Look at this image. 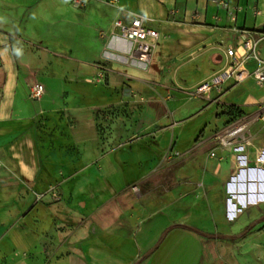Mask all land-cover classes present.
Listing matches in <instances>:
<instances>
[{
    "label": "rangeland",
    "instance_id": "rangeland-1",
    "mask_svg": "<svg viewBox=\"0 0 264 264\" xmlns=\"http://www.w3.org/2000/svg\"><path fill=\"white\" fill-rule=\"evenodd\" d=\"M80 1L76 6L74 0H67L66 6L76 20L86 10V0ZM105 4L114 5L112 0H106ZM34 22L23 24L26 38L18 45L19 56L33 72L27 77L26 101L17 109L7 129L0 126V135L11 132L8 140L11 146L33 152L26 162L33 172L26 176L28 183L22 185L28 199L27 212L37 201L50 206L64 202L69 209L62 225L55 230L60 236L57 239L47 236L44 240L43 246L50 252L39 255L41 260L34 253L13 258L0 254V264H37L36 259L41 261L39 264H50L53 258L72 256L83 241L82 237L74 239L73 228L82 225L84 218L64 189L63 182L71 173L62 176L60 172L65 159L80 151L68 142L56 119L60 111L45 114L31 106L39 102L30 98L31 88L43 87L54 78L75 85L76 98L68 99L67 104L94 107L99 134L95 158L108 159L111 178H115L116 172H133L132 182L112 183L113 197L136 220L133 227L139 226L145 215L147 218L162 215L170 223L226 236L210 239L181 231L170 239L171 248L179 250L173 254L174 264H264V221L258 220L264 216V201L251 203L256 188V183L251 182L264 177L256 169L264 170V162L256 161L264 150V120L257 117L264 103L261 101L264 89L244 83L223 98L226 103L238 105L220 104V99L217 102L205 99L202 103L203 98L186 89L190 85L180 83L169 73L171 64L162 65L163 60L159 61L155 54L148 66L130 61L126 51L115 50L109 40L97 33L103 48L86 64L68 58L64 50L52 53L42 46L39 42L42 31L35 33ZM48 65L50 69L58 65L55 75L47 74ZM66 67H69L67 72ZM60 71L68 74L56 76ZM210 71L211 66L203 59L191 68L190 80L201 79ZM1 85L0 73V88ZM231 106L235 109L229 110ZM181 110L188 114L179 116ZM236 129L241 130L223 143V137ZM12 159L18 160V156ZM144 164L153 172L138 174ZM237 174L241 178L232 193L230 181ZM12 192L13 202L18 194ZM235 195L247 204L236 205L237 211L233 212L229 204L236 203ZM86 225L90 228L87 235L95 238L94 223L87 215ZM249 225L252 228L247 234L232 239ZM59 246L64 247L65 255L64 250L57 252Z\"/></svg>",
    "mask_w": 264,
    "mask_h": 264
},
{
    "label": "crops",
    "instance_id": "crops-1",
    "mask_svg": "<svg viewBox=\"0 0 264 264\" xmlns=\"http://www.w3.org/2000/svg\"><path fill=\"white\" fill-rule=\"evenodd\" d=\"M105 1L86 0V10L83 16L79 15L76 20L66 6L67 0H0L2 128H8L15 112L26 101L27 77L29 73H33L18 54V45L26 38L23 24L27 21H35V33L42 31L39 42L49 51L57 53L64 50L68 58L88 64L103 48L104 43L101 38L96 37L97 33L109 40L115 50L128 52L129 43L109 37L108 33L114 21L129 23L132 14L142 15L150 20L146 22V26L159 33L155 58L163 60L161 64L164 66L169 62V73L180 83L190 85L186 88L189 90H193L220 71L227 61L225 49L235 44L234 36L230 33V27L233 26L230 15L227 9L214 2L216 0H117L113 7L106 5ZM217 1L241 8L235 14L237 27L264 30V0ZM253 8L258 9L261 15L255 16ZM259 49L264 52V42L260 43ZM203 59L207 60L211 71L201 79L190 80L191 68ZM48 67L47 74L55 75L54 70L58 69V65L52 67L53 69H50L49 65ZM68 68L64 70L67 72ZM65 73L60 71L56 76ZM71 82L63 83L59 78H54L44 83L42 98L38 103L31 105L36 112L45 114L60 111L61 115L56 119L65 130L68 142L80 151L79 154L74 152L65 159L60 172L62 176L71 173L63 182L64 189L73 207L84 218L82 225L73 228V231L76 229L73 232L74 239L82 237L83 241L81 245L76 246L72 256L59 259L52 257L50 264H174L173 254L179 250L171 248L170 239L181 231L195 236L196 234L176 228L163 236V231L176 223H170V220L162 215L148 218L145 215L140 225L133 227L136 220L133 215L125 212L113 197L112 183H129L135 176L133 172H116L115 178L112 179L108 170V159L95 158L98 152L95 147L99 138L96 111L93 106L67 104L68 99L76 98L75 85ZM244 83L258 88L251 80L236 86ZM236 86L231 87L230 83L226 87L230 91ZM227 92L221 97L220 104L238 105L223 101ZM212 97H215V93H212ZM201 100L204 103L205 99ZM261 101H264V98H261ZM213 106L214 109L216 106ZM186 114V110H181L179 116ZM11 134L5 131L0 135V207H4V210L0 211V254L10 258L33 253L39 256L50 252L43 246V242L47 236L54 239L60 236L55 230L62 225V219L69 208L64 202L50 206L46 202L37 201L27 212L28 199L22 185L28 183L26 176L33 172L26 164L33 152L11 146L8 143ZM12 156H18V160L15 161ZM256 161L264 162L258 161V157ZM147 168L148 165L144 164L138 174L147 175L153 172V169ZM256 169L264 172L259 167ZM59 176L56 173V178ZM12 190L18 194L13 202ZM251 203L256 202L252 200ZM10 209H15L14 213L11 214ZM86 215L94 223L93 232L97 233L95 238L87 235L90 234V228L86 225ZM166 236L162 244L155 248L158 241ZM56 250H64L65 255L63 246ZM139 255V260L135 262ZM39 259L41 260L42 256H39ZM40 260L36 259V263H41Z\"/></svg>",
    "mask_w": 264,
    "mask_h": 264
},
{
    "label": "built area",
    "instance_id": "built-area-1",
    "mask_svg": "<svg viewBox=\"0 0 264 264\" xmlns=\"http://www.w3.org/2000/svg\"><path fill=\"white\" fill-rule=\"evenodd\" d=\"M214 2L227 9L230 20L233 22L230 33L234 36L235 44L225 49L227 61L223 68L194 87L193 95L217 102L228 91L226 86L230 83L233 87L246 80H251L258 88L264 87V52L259 49L260 43L264 42V30H246L237 27L235 14L241 8L230 6L224 1ZM74 3L79 6L81 1L74 0ZM112 3L116 4L117 0H112ZM253 14L259 16L261 12L253 8ZM131 17L129 23L121 20L114 21L108 35L130 44L126 54L128 60L148 66L157 48L159 33L146 26V22L150 20L144 16L132 14ZM43 92L41 85H35L30 90V98L33 101H39ZM212 93H215V97H212ZM257 117L264 120V103H261Z\"/></svg>",
    "mask_w": 264,
    "mask_h": 264
},
{
    "label": "bare ground",
    "instance_id": "bare-ground-1",
    "mask_svg": "<svg viewBox=\"0 0 264 264\" xmlns=\"http://www.w3.org/2000/svg\"><path fill=\"white\" fill-rule=\"evenodd\" d=\"M241 129H236L235 131L233 130L232 132H230V133H228L225 137H223V139H222V141H223V143H226L225 141L230 137V136H232V135H235V134H237L239 131H240ZM234 137V136H233ZM240 148H242V146H240ZM258 157V161H262V160H264V150H262V152H260V154L257 156ZM238 164H240V166L242 165V161H240ZM260 172H262V171H260ZM262 174V176H264V172H262L261 173ZM240 178H241V175H236L234 178H233V181H231L230 183V186H229V190H230V192H232V189H233V187H234V185H236V183L238 184V182H239V180H240ZM251 183H256L255 184V186H256V188H255V202H261V201H264V185H262V184H264V177H262V179L261 180H253ZM259 183H262V184H260L259 185ZM241 192V191H240ZM233 193V192H232ZM236 193H238V192H236ZM237 195V194H236ZM235 195V201H236V203H230L229 204V208L231 209V211H237V208L238 207H236V205H239V206H241V207H244L247 203L245 202H243V200L241 199V198H239V197H237ZM251 204V203H250Z\"/></svg>",
    "mask_w": 264,
    "mask_h": 264
},
{
    "label": "trees",
    "instance_id": "trees-1",
    "mask_svg": "<svg viewBox=\"0 0 264 264\" xmlns=\"http://www.w3.org/2000/svg\"><path fill=\"white\" fill-rule=\"evenodd\" d=\"M231 109L234 110L235 107L231 106L229 108V110H231ZM258 220L259 221H264V216L260 217ZM176 228L193 232L196 235H198L200 237H204V238H210V239H213V238H216V239H224V238H226V236H224V235H219V234L213 235V234H209V233L203 232V231H201V230H199V229H197L195 227L188 226V225H184V224H181V225L180 224H172V225H170L169 227H167L163 231V236L166 235L170 230L176 229ZM251 228H252V225H249V226L245 227L241 234L234 235L232 237V239L237 238L239 236H244L245 234H247L251 230Z\"/></svg>",
    "mask_w": 264,
    "mask_h": 264
}]
</instances>
